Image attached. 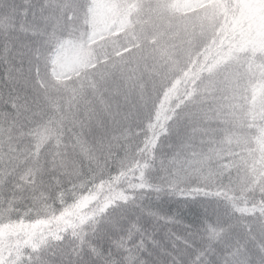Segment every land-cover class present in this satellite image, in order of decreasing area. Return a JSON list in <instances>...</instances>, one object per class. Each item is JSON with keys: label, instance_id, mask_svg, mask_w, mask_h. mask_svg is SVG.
I'll return each instance as SVG.
<instances>
[{"label": "snow or ice", "instance_id": "obj_1", "mask_svg": "<svg viewBox=\"0 0 264 264\" xmlns=\"http://www.w3.org/2000/svg\"><path fill=\"white\" fill-rule=\"evenodd\" d=\"M220 8V3L206 0H149L147 5L143 0H21L20 4L0 0L4 37L0 62L9 65L6 71L10 76L16 73L9 55L11 41H20L18 54L27 59L28 69L25 74L20 68L16 74L27 76L25 87L30 86L35 96L43 94L53 112L56 96L82 102L88 119L98 115L97 104L101 112L112 115L110 101L127 95L125 83L142 88L133 79L129 58L137 64L144 61L157 37L168 34L183 41L197 30L202 36L209 29L213 32L203 59L180 70L143 113L134 150H125L115 168L93 177L92 185L97 189L107 185L111 195L96 200L91 215H81L79 209L93 196L81 195L61 211L58 219L71 229L72 252L77 256L87 247L89 258L99 264H147L142 254L150 243L170 257L171 264H264V148L259 147L264 141V111L251 101L257 88L264 89V50L243 49L233 41L230 27L220 24ZM133 16L139 28L133 26ZM108 43L110 54L101 51ZM149 54L165 63L172 55L166 47H152ZM177 84L183 91L173 95L180 91ZM209 97L216 105H209L211 116L204 109ZM9 100L17 113L28 106L27 97L18 93ZM71 115V122L83 128L76 114ZM257 128L260 132L253 131ZM53 131L44 126L43 131L38 127L30 133L43 138ZM165 141L168 154L162 151ZM75 146L88 154L94 151L79 136ZM103 149L101 142L95 150ZM165 196L203 198V218L196 225L183 223L176 212L155 203ZM141 217L150 223H142ZM122 220L126 226L117 228ZM105 225L114 232L107 246L88 240L83 232L84 227H94L95 236L104 232ZM167 225L183 231L177 233ZM160 228H165L171 251L156 239ZM53 235L57 245L63 243L62 235ZM46 243L25 246L27 257L13 256L4 264H47L41 255Z\"/></svg>", "mask_w": 264, "mask_h": 264}, {"label": "trees", "instance_id": "obj_2", "mask_svg": "<svg viewBox=\"0 0 264 264\" xmlns=\"http://www.w3.org/2000/svg\"><path fill=\"white\" fill-rule=\"evenodd\" d=\"M6 2L20 4L21 0ZM143 2L147 5L149 0ZM206 3L221 4L220 24L230 27L233 41L239 42L243 49L264 50V0H206ZM132 24L139 28L134 16ZM212 36L211 29L203 36L197 30L195 36L183 41L164 34L157 37L149 46V51L144 53V61L137 64L136 60L130 57L132 62L128 67L135 70L133 79L142 85V88H133L131 83H125L127 95L116 96L110 101L112 115L101 112L102 106L97 104L95 107L98 115L88 119L84 114L82 102L74 101L70 96L59 95L55 97L57 100L55 112L51 110L46 100L48 111L54 115L52 123L39 121V118L37 122H33L28 117L35 111L36 96L30 86L25 87L23 77H19L20 83L16 84L15 90L8 86L5 92L0 85V264H4L6 259L13 256L27 257L29 251L23 250L25 246L34 245L40 240L47 242L41 252L47 264H99L98 261L89 258L87 247L79 256L72 252V231L66 227L62 219H58L61 211L68 209L81 195L93 196V200H89L79 209L81 215L84 213L91 215L96 200H103L111 195L107 185L95 188L91 183L93 177H99L107 169L115 168L117 160L124 155L125 150H134L139 132L137 123L147 108L152 106V100L158 91L162 93L167 89L170 82L180 75V70L195 67L197 62L203 59L205 45L211 44ZM3 41L4 37L0 35V47ZM11 43L9 60L12 61L14 68H23L26 74L27 59L18 54L22 51L20 41L13 40ZM152 47H166L172 53L171 59L167 63L152 59L149 54ZM101 51L110 54L112 45L105 44ZM8 66L0 62V78ZM176 87L180 91L173 95H180L183 85L177 84ZM8 93L12 95L18 93L22 97H27L28 108L19 113L14 111L10 103L5 102L9 99ZM88 98L91 99V96ZM186 100L185 97L181 103ZM251 101L260 111H264V108H260V105H264V89L257 88ZM210 104L211 97L205 101L204 109L209 110ZM215 106L211 104V107ZM189 107L191 108V105ZM60 108L63 112L59 110ZM71 113H75L76 118L83 122V128L79 123L74 125L71 122L73 119ZM61 117H64L62 123ZM44 126L53 128L54 131L50 135L45 134L43 138H37L35 133L20 135V128L29 133L31 129L38 127L43 131ZM211 126L216 125L213 123ZM253 131L260 132V129ZM58 136L61 137L59 143ZM77 136L87 141L89 148L94 149L91 154L75 146ZM101 142L104 144L103 151L95 150ZM171 142L176 143L175 135ZM168 143L165 141L162 149L166 154L171 151ZM253 146L256 147V144ZM259 147L264 148V141H260ZM204 202L203 198L192 201L165 196L155 203L165 211L176 212L183 223L196 225L203 218L201 204ZM144 203L148 204L149 201L145 200ZM71 219L73 222L77 221L76 216H72ZM141 222L150 223L146 217H141ZM125 226L126 221L123 220L116 225L117 228ZM166 227L177 233L183 231L175 225ZM93 231L94 227L83 228L88 240L100 246H107L109 237L114 235L111 225H105L104 232L95 236L92 234ZM54 232L64 237L63 243L56 244ZM156 239L161 241L162 248L171 251V244L165 238V228L157 231ZM17 249L21 251L17 252ZM142 256L147 264L154 262L171 264L170 257L161 249L153 248L150 243L148 251Z\"/></svg>", "mask_w": 264, "mask_h": 264}, {"label": "clouds", "instance_id": "obj_3", "mask_svg": "<svg viewBox=\"0 0 264 264\" xmlns=\"http://www.w3.org/2000/svg\"><path fill=\"white\" fill-rule=\"evenodd\" d=\"M40 70L41 72L45 71V66L43 65V63H41L40 65ZM177 71H179V69H177ZM19 72H20V68H16V73ZM16 73L10 76L9 73L6 71V68L3 70V77L0 78V85L3 86L5 92L7 91L8 86H11L15 90L16 84L20 83L19 77H23V80L27 79L26 75L18 76ZM10 95H12V93H8V97ZM41 97H44L43 94H41L40 96H36L35 111L32 112V115L29 116L28 119L32 120L33 122H37V118H39V121L45 122L47 124H51L52 119H54V115L48 111V104L46 103V98L44 97V99H41ZM5 102L10 103V100L8 99ZM69 132H71V129H69ZM26 134H31V133L30 132L26 133L23 128H20V135L25 136ZM61 134L67 135V133H61ZM72 135L74 136L75 133H72Z\"/></svg>", "mask_w": 264, "mask_h": 264}, {"label": "rangeland", "instance_id": "obj_4", "mask_svg": "<svg viewBox=\"0 0 264 264\" xmlns=\"http://www.w3.org/2000/svg\"><path fill=\"white\" fill-rule=\"evenodd\" d=\"M66 55L70 57L71 56V52L66 53Z\"/></svg>", "mask_w": 264, "mask_h": 264}]
</instances>
